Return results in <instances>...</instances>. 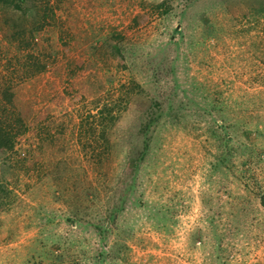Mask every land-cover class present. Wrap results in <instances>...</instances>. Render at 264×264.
<instances>
[{
    "label": "rangeland",
    "instance_id": "1",
    "mask_svg": "<svg viewBox=\"0 0 264 264\" xmlns=\"http://www.w3.org/2000/svg\"><path fill=\"white\" fill-rule=\"evenodd\" d=\"M48 1L56 17L28 50L0 6V87L33 108L17 149L35 146L19 168L0 163L14 192L1 196L0 264H264V15L245 16L257 6ZM34 57L49 68L34 74ZM114 102L100 161L80 121ZM153 108L163 117L135 169ZM223 154L233 163L215 168Z\"/></svg>",
    "mask_w": 264,
    "mask_h": 264
},
{
    "label": "trees",
    "instance_id": "2",
    "mask_svg": "<svg viewBox=\"0 0 264 264\" xmlns=\"http://www.w3.org/2000/svg\"><path fill=\"white\" fill-rule=\"evenodd\" d=\"M33 1L34 0H30V2ZM45 1V3L43 2L45 5L43 4L41 9L38 8L40 6L36 2H34V4L37 6L35 9H23V5L25 6L30 2L27 0H0V6L4 8H10V11H6L7 14H5L6 23H14L15 21L17 22V24H15V22L11 27L7 28V31L5 32L7 38H10L11 41H14L20 50H28L33 48L32 42L37 38V34L44 29V26L50 23V20H54L56 17L55 11L52 9V7H50L49 1ZM245 1L257 6L246 13V17L256 19V17L264 15V0ZM160 5L161 7L165 6V2L161 3ZM26 8H28V6ZM30 10L34 14L31 15V18L28 15ZM3 30L5 31V29ZM114 47L116 49L118 60L120 61V66H124L125 59L122 49L119 48L118 45H114ZM89 49L93 48L89 47ZM34 58L36 59L35 62L33 61L36 69L34 74H38L49 68L50 65L47 62L40 60L39 57ZM31 59H33V57H30V60ZM83 66L84 62L79 61L76 63V68H83ZM24 102L26 101L18 98L15 91H13L12 86L8 82H5L0 87V163H8L12 161L14 157H17L18 161L14 165L10 166L13 169L19 168L21 163L24 162L22 159L26 157L25 155L21 154L23 150L22 148L25 147L23 146L21 149H17V145L20 144L21 139L27 136V134L30 132L33 118L32 114L34 113L33 108L29 104H24ZM116 108H119V106L115 102L111 105L103 104L101 108L97 109L95 114L89 112L80 121V127L85 125L87 131L90 132L92 136L97 134L99 135L100 140H97L96 142L101 152L99 154L100 161L102 160L103 154L108 153L109 140L107 137L110 133V130L115 126L118 116H120L118 115L120 111ZM150 112L151 113H148V119L144 120L140 127V134L144 136L146 135L148 138L142 140L143 145L140 153L132 161V166H134L135 169H137L139 161L145 158L147 151L149 150L148 144L150 133L156 128V126H158L160 119L163 117V114L160 113V109L158 111L157 109L153 108ZM20 146H22V144H20ZM87 147H90L93 152L96 150L94 147H92V145H87ZM34 148L35 146L29 143L25 150L28 152V155H31V152L34 150ZM227 161L230 162V164L233 163L231 154H223L219 158L216 165L217 167L215 168H219L221 165L226 166ZM133 184H135V181H133ZM132 187H134V185ZM12 193L14 192L11 189H8L5 179L0 177V208L5 206L3 205L4 203L2 202L1 196L9 199ZM108 213V219L110 220L113 218L114 214L110 211H108ZM98 229L101 232H107L109 230V228L106 229L105 226H99ZM48 252L55 261L62 262L64 260V252L55 253V249H49ZM102 255L103 253H101V256Z\"/></svg>",
    "mask_w": 264,
    "mask_h": 264
}]
</instances>
